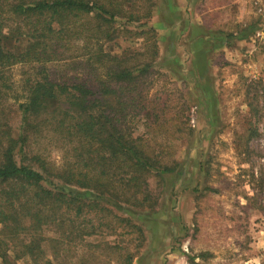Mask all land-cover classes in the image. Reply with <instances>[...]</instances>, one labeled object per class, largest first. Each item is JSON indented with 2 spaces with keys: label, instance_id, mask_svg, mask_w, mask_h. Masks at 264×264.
I'll return each instance as SVG.
<instances>
[{
  "label": "rangeland",
  "instance_id": "1",
  "mask_svg": "<svg viewBox=\"0 0 264 264\" xmlns=\"http://www.w3.org/2000/svg\"><path fill=\"white\" fill-rule=\"evenodd\" d=\"M131 1L106 26L104 49L127 68H146L125 85L128 127L171 168L149 178L153 210L115 212L142 228L143 241L128 245L123 223L106 248L98 239L86 247L93 256L80 245L55 255L61 264H125V249L141 242L132 264H264V0ZM26 71L10 70L14 84ZM7 104L16 132L21 114ZM42 249L40 264L54 257ZM15 255L9 264H30Z\"/></svg>",
  "mask_w": 264,
  "mask_h": 264
},
{
  "label": "trees",
  "instance_id": "2",
  "mask_svg": "<svg viewBox=\"0 0 264 264\" xmlns=\"http://www.w3.org/2000/svg\"><path fill=\"white\" fill-rule=\"evenodd\" d=\"M119 1L0 0L2 264H9L10 252L40 264L43 244L54 255L44 264H61L55 255L61 246L97 248L98 239L106 248V235L123 223L128 245L143 241L142 228L115 212L153 210L149 178L171 167L138 144L137 126L128 127L125 85L146 68H127L104 49L106 26L127 10L126 0ZM17 66L27 71L14 88L9 72ZM53 66L61 73H51ZM8 101L21 114L16 132ZM49 101L57 103L51 112ZM49 226L58 237L43 236ZM140 243L134 252L125 249V264H132ZM93 252L87 249L88 256Z\"/></svg>",
  "mask_w": 264,
  "mask_h": 264
}]
</instances>
